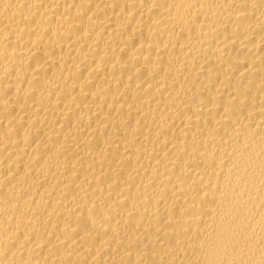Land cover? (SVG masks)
Masks as SVG:
<instances>
[{"label":"bare ground","instance_id":"1","mask_svg":"<svg viewBox=\"0 0 264 264\" xmlns=\"http://www.w3.org/2000/svg\"><path fill=\"white\" fill-rule=\"evenodd\" d=\"M0 264H264V0H0Z\"/></svg>","mask_w":264,"mask_h":264}]
</instances>
